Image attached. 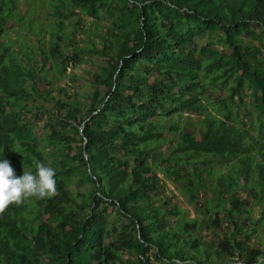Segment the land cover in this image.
Returning <instances> with one entry per match:
<instances>
[{"label":"trees","instance_id":"1","mask_svg":"<svg viewBox=\"0 0 264 264\" xmlns=\"http://www.w3.org/2000/svg\"><path fill=\"white\" fill-rule=\"evenodd\" d=\"M3 159L0 264H264V0H0Z\"/></svg>","mask_w":264,"mask_h":264},{"label":"clouds","instance_id":"2","mask_svg":"<svg viewBox=\"0 0 264 264\" xmlns=\"http://www.w3.org/2000/svg\"><path fill=\"white\" fill-rule=\"evenodd\" d=\"M35 167V174L24 171L18 177L8 159L0 160V216L9 206H18L26 198L44 199L58 195L55 169L42 162H36Z\"/></svg>","mask_w":264,"mask_h":264},{"label":"rangeland","instance_id":"3","mask_svg":"<svg viewBox=\"0 0 264 264\" xmlns=\"http://www.w3.org/2000/svg\"><path fill=\"white\" fill-rule=\"evenodd\" d=\"M23 9H24V11H25V10L27 9V6H24ZM24 11H23V12H24ZM39 11H40V9H39ZM46 15H47V14H45V13H43V12H42V13L40 12V14H39V12H38V14L35 15V18L41 19V20H43V22L47 23L48 20H49V18H46ZM8 35H9L10 37H12L13 40H17V34L15 33L14 30H12V31L9 30ZM25 41H26V43H27V42H28V43H31V40H30V39H26ZM25 41L22 42L21 44L25 43ZM91 69H92V65H90V64H83V65L81 66V68L76 69V70L73 72L74 74H76V75L79 76V80L76 82V85H77V86H82V85L87 86V84H85V81H84V78L87 77V74L85 73V71H90ZM68 71H69L70 73H72V72H71L72 70L69 69ZM53 72H55V71H53ZM53 72L50 74V76H52V77L56 76ZM70 73H69V74H70ZM64 81H65L64 83H69V82H70L69 79H68V77H66V79H64ZM41 86H42V84H41ZM55 88H56V87H55ZM82 89H83V88H82ZM168 188H169L170 190H173V189H174V185H173L172 183H168ZM72 189L74 190L75 187L72 188ZM177 197H178V200H179L181 206H182L183 208H185V209H188V211H189L191 217H194V216H195L194 208H193V206L189 203V201H188L183 195H181V194H179ZM205 236H206V235H205ZM207 236H208L207 239H211V236H210L209 234H208Z\"/></svg>","mask_w":264,"mask_h":264}]
</instances>
